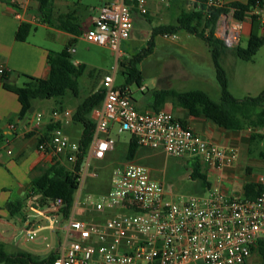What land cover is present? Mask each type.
I'll list each match as a JSON object with an SVG mask.
<instances>
[{
    "label": "built area",
    "instance_id": "1",
    "mask_svg": "<svg viewBox=\"0 0 264 264\" xmlns=\"http://www.w3.org/2000/svg\"><path fill=\"white\" fill-rule=\"evenodd\" d=\"M172 1L160 0L166 5ZM203 2L208 12L227 6L226 0ZM148 3L115 0L103 5L94 26L83 37L123 58L122 44L131 37L133 15H147ZM253 16L264 32L263 9H255ZM244 29L245 22L235 18L234 10L222 15L217 25L219 38L230 50L241 46ZM163 37L177 38L170 34ZM75 51L69 49L70 54ZM4 72L0 67V75ZM115 77L116 68L102 78L104 99L91 114L95 131L80 171H75L82 154L80 142L64 129V124L73 122L74 113L51 111L48 124L61 123L62 127L51 131L37 149L74 172L78 187L71 207L62 199L29 202L25 218L20 220L26 242H47L45 232L57 237V242L47 244L56 258L45 264H249L254 252L264 247V175L257 182L261 190L254 198H233L209 189L203 195L169 199L149 168L120 162L110 170L106 192H87L89 181L102 176V169L93 162H104L123 134L135 138L141 148L162 149L170 158L191 159L210 168L232 166L239 158L237 151L207 141L171 112L139 111L131 88L117 85ZM33 117L38 127L43 125L44 114L37 112ZM81 209L87 213H80Z\"/></svg>",
    "mask_w": 264,
    "mask_h": 264
},
{
    "label": "trees",
    "instance_id": "2",
    "mask_svg": "<svg viewBox=\"0 0 264 264\" xmlns=\"http://www.w3.org/2000/svg\"><path fill=\"white\" fill-rule=\"evenodd\" d=\"M54 1L39 0V12L43 22L51 27L71 33L76 37H81L84 31L73 15L54 17ZM200 1L203 3L200 12L183 14L176 26H166L155 30L149 42V48L144 54L127 60L126 63L122 62V66L127 68V71L123 72L125 82L122 85L130 87V84L136 82L139 87L142 86V76L137 65L143 58L152 54L156 36L165 34L176 35L184 31L203 40L209 49L216 71V79L221 89V98L219 101H215L207 92L202 90L182 93L173 90L161 91L154 94L152 112L162 111L165 104L170 102L174 106L186 110L190 116L195 118L205 117L227 131L251 129L255 132L253 140L264 142V93L258 97H247L243 100L235 98L229 91L227 72L222 66L223 57L227 53H232L233 56L240 60L251 61L264 46V37H260L258 34L261 27L260 22L256 16H253L255 9L263 8L264 0H248L247 4L237 2L211 12L206 10L203 0ZM230 10L235 11V18L239 21H244L248 15L252 14V29L246 48L239 46L230 50L225 42L216 36L219 19L222 15L229 13ZM35 29V26L30 23H21L16 33V40L27 42ZM75 42L73 41L66 46L62 52H49L47 62L50 67V74L47 79L27 76L25 84L22 87H18L10 83V76L6 71L0 75V83L3 84L4 89L14 93L19 99L21 104L19 120L21 122H27L34 115L30 112L38 101L55 100L60 105L57 110H64L62 108L63 101L68 95L76 99L80 97V81L85 75H88L90 79L100 77V73L95 69H89L85 64L77 65L72 62V54L69 53V49ZM103 99L102 89L94 91L86 97L74 112L72 123L81 130L77 140L80 142L82 151L75 171H80L84 155H86L93 139L95 123L91 118V114L95 108L101 105ZM183 125L185 124L183 123ZM57 127H62L61 123L48 124L46 131L38 139V145L44 139H48L51 131ZM6 139L7 135L2 130L0 123V152ZM142 149L145 148H141L137 144L136 139L131 137L128 146L125 148L126 154L123 156V162H134ZM108 160L109 156L105 161ZM37 171L40 174L32 179L28 195L21 199L12 200L7 204V210L11 218L15 216L25 218V208L31 200L37 204H44L50 200L62 199L68 207L73 205L78 187V177L74 172L58 160L48 168H37ZM191 178L194 181L199 180L202 187L209 188L207 177L201 173L199 163H195ZM109 179L110 171L102 172V176L98 181L103 184L104 188L92 194L106 192L109 186ZM260 190L258 185H247L245 198L256 197ZM85 218L91 219L88 215ZM94 219L97 220V218ZM260 250L263 252L264 247L262 246ZM55 258V254L42 258L22 251L9 254L5 252L3 247L0 248V264H45L52 262Z\"/></svg>",
    "mask_w": 264,
    "mask_h": 264
},
{
    "label": "crops",
    "instance_id": "3",
    "mask_svg": "<svg viewBox=\"0 0 264 264\" xmlns=\"http://www.w3.org/2000/svg\"><path fill=\"white\" fill-rule=\"evenodd\" d=\"M32 1L33 0H0V67H3L9 74L10 83L18 87H20L18 85L20 81L27 76L38 79H47L49 77L50 67L47 58L49 52H56L53 49V43L59 41L65 48L78 39V37L71 33L43 23L45 29H52L54 32H48L46 36L42 35L43 37L37 40L36 37L38 33L34 34L33 31L27 42L17 41L16 33L21 23L27 22L33 26L42 24L37 16L30 15ZM113 1L115 0L111 2ZM237 2L247 4L248 0H226L227 5ZM202 4L200 0H173L168 5L162 4L160 0H149L147 15L142 16L138 13H134V28L128 41L132 39L137 26L144 28L147 34L152 37L155 30L166 26H176L183 14L200 12ZM97 16L98 14L91 20L81 37L94 26ZM251 17L252 14L248 15L244 20L245 29L243 37L248 38V40L252 29ZM78 23L80 25L84 24L80 21ZM179 34H181V32L176 35ZM188 35L195 37L190 34ZM216 36L219 38L217 32ZM157 40H162L165 43L169 42L172 46L185 47L184 44H179L171 39H165L163 35L156 36L154 44ZM72 47L76 50V42L73 43ZM206 49L211 56L207 46ZM200 50L201 53L203 52L204 54V49L200 48ZM230 55H232V53H227L223 59L228 62L226 58ZM23 82L25 84V81ZM135 103L139 111H152L153 103L136 100ZM34 108V113H37L39 110L37 103ZM57 109H59L58 103H56V107H53L52 110ZM162 110L171 112L177 119L207 141L226 150H235L239 154V158L235 164L222 169L210 168L199 163L201 173L207 177L209 183L208 189L202 187L199 180L194 181L191 178L192 169L195 163H198L194 160L178 159L181 167L175 171L178 178L176 183H168L165 177V170L157 169L158 182L163 186L169 199H176L180 196H190L175 195L171 190L167 189V187L172 189L176 188V186H181L185 179L194 182L193 188L200 195L205 194L209 189H218L226 196L233 198H245L246 186L250 184L257 185L259 178L264 175V142L253 140V135L255 134L253 130L227 131L218 127L205 117L195 118L190 116L186 110L176 107L170 102L168 108L166 109L164 106ZM20 111L21 104L18 97L14 93L5 90L3 84L0 83V123L2 130L7 135L6 142L2 146V151L0 152V238L2 240H8L4 238L2 233L3 227L1 226L2 224L9 223L8 219L10 215L7 210V204L12 201V197L14 196H16V199H21L28 195L32 179L40 174L37 168H48L57 161L56 157L41 153L37 149L38 139L46 131L50 119L48 122L43 121V125L38 127L34 123L33 115L27 122H21L19 120ZM71 124L72 123L68 125L64 124V129L68 134ZM11 126H14V129H11ZM69 135L75 140L78 139L72 134ZM7 150H11L12 154L9 155ZM150 151L151 155L149 158H151L153 163L156 161L158 162L161 157L168 158L162 149ZM243 160L245 163H242ZM152 173L153 170H151V174ZM27 205L25 214L27 212ZM16 217L19 221L22 219L19 216L13 218ZM34 243L43 244L44 241L39 239ZM22 252H27L42 258H47L52 255L48 248L47 251L43 253H37L36 251ZM249 264H264V251H255L249 260Z\"/></svg>",
    "mask_w": 264,
    "mask_h": 264
},
{
    "label": "rangeland",
    "instance_id": "4",
    "mask_svg": "<svg viewBox=\"0 0 264 264\" xmlns=\"http://www.w3.org/2000/svg\"><path fill=\"white\" fill-rule=\"evenodd\" d=\"M112 0H55L54 1V17L73 15L79 22H83L81 29H87L91 20L98 14V10ZM32 10L30 15L37 16L42 24L35 25V33H38L36 39L46 36L48 32L53 33L52 29H45L43 20L39 14V0H33L31 3ZM264 11V5H263ZM56 22V21H55ZM260 37H264V32L261 27L258 31ZM43 35V36H42ZM176 40L179 44H184L185 47L172 46L169 42L165 43L162 40L155 42V48L152 54L146 56L137 65L141 72L142 81L141 85L146 88L144 92L140 91L139 85L134 82L130 84L133 92V98L136 101H146L153 103L154 94L161 91H176L179 93L188 92L193 90H202L207 92L212 99L219 101L221 98V89L216 79V71L213 66L211 56L208 54L203 40L191 37L186 32L182 31L181 34L176 35ZM189 38V39H188ZM151 35L141 26H137L136 31L130 41L122 44L123 58L118 59L116 53L111 50L92 45L88 43L84 37H78L76 41V52L72 54V62L74 64H85L89 69H95L100 73V77L90 79L85 75L81 83V95L79 98H74L68 95L63 101V109L71 110L73 113L77 107L89 96L92 92L102 89V78L107 73H113L116 68V84L121 85L125 82L123 72L127 68L122 66V62L126 63L127 60L133 59L149 48ZM172 40V39H171ZM53 49L56 52H62L64 46L61 42L53 43ZM248 46V38L242 37L241 47ZM200 48L204 49L201 53ZM222 60V66L227 72L229 81V91L231 94L240 100L247 97H258L264 93V46L257 52L251 61L240 60L237 57L230 55ZM23 78L18 84L20 87L24 85ZM38 112L44 114V122H48L51 117L53 107H56V101H38ZM169 102L165 104L167 109ZM60 108V105H59ZM81 130L73 123L70 125L69 134L74 137H79ZM116 135V129L114 130ZM131 136L129 134L120 135L117 139L115 150L109 155V160L104 162H93V165L100 167L102 172L110 171L112 167L120 162H123V156L126 154L125 148L128 146ZM151 151L142 149L139 152L137 159L134 163L144 165L145 167L153 170V178L158 181L157 169L165 170V177L168 183H176L177 175L175 171L180 167L178 159L161 157L158 162H152L149 156ZM242 163H245L243 160ZM199 183V182H197ZM194 182L185 179L181 186L170 189L175 195H190L198 196L196 190L193 188ZM104 188L100 181L91 180L87 185V191L91 193L99 192ZM16 196L12 197V200ZM30 202H33L31 200ZM87 213L81 209L80 213ZM31 215V214H30ZM89 216L91 214H88ZM8 224H2L3 236L8 240L0 238V248H4L5 252L14 254L21 251H36L43 253L47 251V244L57 242V237L50 232H45L43 235L48 238L47 242L43 244H36L33 242H26L24 233L21 232L22 224L19 219L9 218ZM61 242H64V234H59ZM42 256V255H41Z\"/></svg>",
    "mask_w": 264,
    "mask_h": 264
},
{
    "label": "water",
    "instance_id": "5",
    "mask_svg": "<svg viewBox=\"0 0 264 264\" xmlns=\"http://www.w3.org/2000/svg\"><path fill=\"white\" fill-rule=\"evenodd\" d=\"M34 110H35V108H32V110H31V112H30V113H31V114H33V113H34Z\"/></svg>",
    "mask_w": 264,
    "mask_h": 264
}]
</instances>
